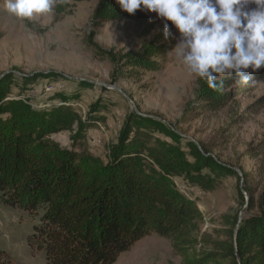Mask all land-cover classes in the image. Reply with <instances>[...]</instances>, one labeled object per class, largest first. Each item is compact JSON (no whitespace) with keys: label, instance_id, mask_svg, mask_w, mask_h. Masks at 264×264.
I'll return each instance as SVG.
<instances>
[{"label":"rangeland","instance_id":"obj_1","mask_svg":"<svg viewBox=\"0 0 264 264\" xmlns=\"http://www.w3.org/2000/svg\"><path fill=\"white\" fill-rule=\"evenodd\" d=\"M102 1L56 0L51 12L21 19L0 0V79L8 78L0 110L16 102L35 112L61 107L74 123L49 137L57 148L95 169L108 165L121 146L134 149L151 174L194 200L203 218L197 253L216 251L212 242L233 243L239 224L257 213L264 193V68L249 73L247 84L225 76L223 89L215 91L188 73L172 49L160 71L121 78L123 64L141 54L160 23L147 31L156 14L144 10L135 19H106ZM173 36L175 46L176 30ZM225 92L230 96L223 108L203 109L204 94ZM199 145L210 152L203 154L213 160L209 167L190 152ZM38 220L0 201L6 264H45L44 251L28 242ZM114 264L183 261L168 240L152 234Z\"/></svg>","mask_w":264,"mask_h":264},{"label":"trees","instance_id":"obj_2","mask_svg":"<svg viewBox=\"0 0 264 264\" xmlns=\"http://www.w3.org/2000/svg\"><path fill=\"white\" fill-rule=\"evenodd\" d=\"M63 1V0H58ZM83 2L91 0H68ZM102 15L110 20L135 19L115 0L101 2ZM153 40L133 60L123 64V73L135 78L140 72H157L173 49L174 26L166 39L163 23L147 26ZM252 73L251 69L247 70ZM255 74V72H253ZM8 78L0 79V102L8 94ZM228 93L204 94L206 111L215 112L228 102ZM21 102L0 110V201L38 217L28 237L30 245L44 251L45 264H114L140 240L152 234L171 243L183 264H264V193L257 213L239 224L235 241L212 242L214 252L197 253L203 218L194 200L173 192L164 178L151 174L132 148L121 146L110 163L100 169L77 154L60 150L49 137L67 131L74 123L70 113L57 107L47 112L27 109ZM3 116V117H2ZM196 162L212 165L210 152L191 146ZM251 209V204L249 205ZM0 250V264H6Z\"/></svg>","mask_w":264,"mask_h":264},{"label":"clouds","instance_id":"obj_3","mask_svg":"<svg viewBox=\"0 0 264 264\" xmlns=\"http://www.w3.org/2000/svg\"><path fill=\"white\" fill-rule=\"evenodd\" d=\"M120 10L155 13L167 39L174 26L177 57L208 88L223 89V77L247 84V72L264 68V0H115ZM56 0H5L8 13L31 19L52 11ZM254 5V7H250ZM219 78V79H218Z\"/></svg>","mask_w":264,"mask_h":264},{"label":"water","instance_id":"obj_4","mask_svg":"<svg viewBox=\"0 0 264 264\" xmlns=\"http://www.w3.org/2000/svg\"><path fill=\"white\" fill-rule=\"evenodd\" d=\"M103 87L108 88V89H114L113 87H108V86H104V85H103ZM133 108H135V107H133Z\"/></svg>","mask_w":264,"mask_h":264}]
</instances>
